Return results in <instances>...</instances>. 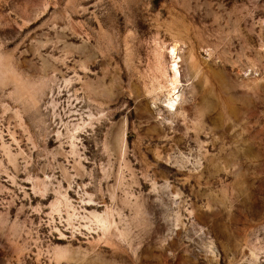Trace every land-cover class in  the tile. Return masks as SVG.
Returning a JSON list of instances; mask_svg holds the SVG:
<instances>
[{"label": "rangeland", "instance_id": "374dc122", "mask_svg": "<svg viewBox=\"0 0 264 264\" xmlns=\"http://www.w3.org/2000/svg\"><path fill=\"white\" fill-rule=\"evenodd\" d=\"M0 46V264H264V0H0Z\"/></svg>", "mask_w": 264, "mask_h": 264}, {"label": "bare ground", "instance_id": "6f19581e", "mask_svg": "<svg viewBox=\"0 0 264 264\" xmlns=\"http://www.w3.org/2000/svg\"><path fill=\"white\" fill-rule=\"evenodd\" d=\"M175 45V44H174ZM176 46V45H175ZM175 46H171L172 48L169 50L172 63H170V93H169V100H168V106L172 110H176L178 106V95H176V90L178 83L180 82L181 78V71L179 68V61L180 57L177 55ZM176 95V96H175ZM175 96V97H174Z\"/></svg>", "mask_w": 264, "mask_h": 264}, {"label": "clouds", "instance_id": "9594fccd", "mask_svg": "<svg viewBox=\"0 0 264 264\" xmlns=\"http://www.w3.org/2000/svg\"><path fill=\"white\" fill-rule=\"evenodd\" d=\"M10 54L3 51L2 46H0V66L3 68V73L0 74V88L2 89H16L20 85L15 82L9 75V65H10Z\"/></svg>", "mask_w": 264, "mask_h": 264}]
</instances>
